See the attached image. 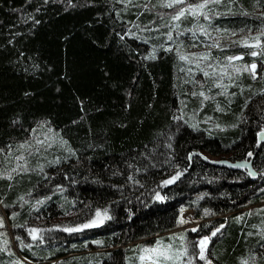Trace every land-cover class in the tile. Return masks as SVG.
Returning <instances> with one entry per match:
<instances>
[{
	"label": "trees",
	"instance_id": "obj_1",
	"mask_svg": "<svg viewBox=\"0 0 264 264\" xmlns=\"http://www.w3.org/2000/svg\"><path fill=\"white\" fill-rule=\"evenodd\" d=\"M148 2L132 0L137 5ZM113 3L115 0H96L94 4L88 0H73L71 4L69 0H0V147L23 140L29 135V126L47 118L79 156V161L73 156L69 162L47 168L55 173L48 184L36 172L17 177L11 190L7 188L9 181L0 180V196L7 193L3 198L9 204L25 193L31 192L32 198L49 194L47 189L52 184L65 186L62 192L53 188L55 195L38 212L30 210L34 199L26 195L24 206L15 209L19 213L15 219L10 217L13 209L4 208L9 225H24L12 227L24 245L32 243L28 226L45 231L44 240L34 242L37 256L25 249L19 251L14 237L9 240L6 225L3 231L7 235L1 239L9 242L7 246L15 255L0 253V264H11L17 259L31 262L23 264H52L49 260L69 255L72 257L58 264H128L125 257L135 259L133 253L138 246L152 244L156 237L171 240L170 233L181 228L176 220L182 207L195 210L200 225L207 224L198 230L201 234L227 218L225 227L208 245L219 258L218 264H243L251 252H259L258 264H264V249L257 243H264L260 236L264 228V174H260L264 168V142L258 136L264 127V94L259 92L264 85L245 73L227 91L213 87V98L201 105L202 97L189 95V90L198 91L199 86L192 88L191 75L181 71L186 63L175 52L160 49L159 58L144 59L151 46L136 35H120L136 33L137 24L151 27L149 21L156 18L157 11L164 14L172 9L147 11L135 7L123 11L126 6L115 3L121 9V19L116 16ZM259 3L264 4V0ZM220 7L222 12L225 8L232 11L213 17L212 23L245 30L235 37L224 34L219 38L221 43L250 35L248 29L255 33L264 24V17L259 15L264 8L257 0H222ZM245 9L248 14H244ZM167 20L165 15L164 22ZM190 22L191 18L183 21L185 25ZM205 39L201 36L198 42L202 44ZM162 40L164 37L153 39L152 43ZM201 50L203 47L188 49ZM250 51L249 46L238 42L222 51L213 49L221 57L244 52L239 62L250 65L256 60L261 71L262 58L252 57ZM195 75L200 79L202 73ZM217 92L221 94L215 95ZM228 92L236 95L229 96ZM249 95L253 99L244 108ZM16 116L21 120L13 124ZM174 116L180 119H173ZM194 119L200 122L198 130L190 126ZM168 143L172 144L171 149ZM57 148L60 150H51L47 159L67 154L59 144ZM248 151L254 155L249 157ZM145 153L160 162L175 157V162L181 169L187 167V171L166 186L160 181L179 169L152 167L147 173H135L143 186L126 182L132 171L129 165L148 163ZM205 154L233 161L249 160L258 175L213 165V159H204ZM37 159L31 158L33 167ZM3 161L0 154V162ZM120 184L125 187H114ZM157 186L166 196L163 201L154 198ZM97 207H107L111 218L103 224L77 229L75 225L90 219ZM205 208L211 211L205 214ZM67 227L73 231H66ZM186 235L193 239L198 233L188 231ZM98 240L103 244L95 243Z\"/></svg>",
	"mask_w": 264,
	"mask_h": 264
},
{
	"label": "snow or ice",
	"instance_id": "obj_2",
	"mask_svg": "<svg viewBox=\"0 0 264 264\" xmlns=\"http://www.w3.org/2000/svg\"><path fill=\"white\" fill-rule=\"evenodd\" d=\"M232 0H229L231 3ZM69 3H73V0H69ZM89 4L96 3V0H88ZM115 3H119L121 5H125L126 7L123 11H127L128 8L139 7L143 10L152 11L157 8H169L172 9L171 12L168 13H160L157 11L156 18L149 21L151 27L135 25L138 29L136 33L131 31L120 33L121 38L125 35H136L138 39H140L143 43L149 44L150 50H146V55L143 57L144 59H157L158 51L163 49L165 52H175L180 61L186 63V67H182L181 71H186L191 75V79L189 83L192 85V88L195 89L196 86H199V90H189L190 96H200L203 99L201 100V105H203L204 101L213 98L212 88H221L223 91H227V84H236L238 79V74L243 70L247 69L250 74H252L255 79L259 73L256 71L257 63L256 60H252L251 64H243L242 66L231 63L232 61H236L241 59L245 53L239 52L232 55H224L223 57L213 52V49L223 50L224 48H230L237 42L243 45L251 46V51L248 53L252 57H264V24L260 26V30L252 33L251 29H248L250 35H245L239 37L237 40H232L229 44L221 43L219 38H222L224 34H230L232 37L237 35V32H243L244 29H228L221 28L214 23L213 17L220 16L224 13L231 12V8L221 10L222 0H156V3L153 4L152 0H149L148 3H140L133 4L132 0H115ZM115 3H113L112 8L116 12L117 18H121V9L115 7ZM257 4L264 8V4H260L259 0H257ZM234 7V5H233ZM243 7V6H241ZM215 9V11H213ZM244 14H248L247 9L244 10ZM167 15L168 20L167 23L164 22V16ZM259 15L264 17V11L260 12ZM31 18V17H30ZM191 18V22L189 25H185L183 21L185 19ZM34 19V18H31ZM159 19L161 22L157 23L156 20ZM35 23H39L38 20L34 21ZM164 28L166 31H161ZM145 33H154L153 35H145ZM199 34V35H198ZM201 36L206 39L203 40L202 44L198 41L201 40ZM160 37H164L160 43H152L153 39H159ZM203 47L201 51H188L189 48L198 49ZM139 51V49H137ZM34 67H38L34 66ZM196 73H202L200 79L196 78ZM233 73L237 74L235 77ZM225 80L227 84H225ZM208 85V87H205ZM247 87H251L248 85ZM261 94H264V88L259 89ZM243 93V88H241V94ZM221 94L220 92L215 93V95ZM229 96H235L236 93L228 92ZM25 95H29V93H25ZM131 95V93H129ZM186 99V98H185ZM253 97L251 95L245 98V103L243 105L244 108L248 107V102L251 101ZM231 103V100L228 101ZM81 110L83 111L84 101H80ZM220 105L217 103V108ZM183 111V108L180 109ZM173 119L179 120V116H174ZM21 120L20 116H16L12 121L13 124L19 122ZM72 123H76V121H72ZM200 122L198 120H193L190 123V126L193 130L199 129ZM216 128L221 127L219 124L213 125ZM235 126V125H233ZM29 135L26 136L23 140L9 142L7 145L0 147V154L3 155L4 161L0 162V180L9 181L7 188L9 190L12 189L14 183L17 181V177H21L24 174H29L36 172L41 176L42 181L45 184L51 183V178L55 175L54 172L47 171V168L52 166H60L64 162H69L73 156H75L76 160L79 161V156L77 155V150L72 148L70 142L65 139L62 135L51 126V121L47 118L44 120H39L34 122V126H29L28 128ZM258 136L260 138H264V127H261L258 132ZM60 145L67 154L62 155H54L49 160L47 159V155L51 150H60L57 148V145ZM102 147V145H100ZM92 147V145H89ZM167 147L171 149L173 146L171 143L167 144ZM155 151V149L153 150ZM148 156L147 153L144 154ZM171 156V153L168 154ZM203 156V153H200ZM247 155L249 157L253 156L254 153L252 151H248ZM38 157L37 163L33 167L31 164L32 157ZM192 153H188V159H191ZM11 158V159H10ZM204 159H208V157L204 156ZM222 163H227V161H222ZM4 164L8 166L5 167ZM164 166H170L179 170L174 171L170 176L164 178L160 181V185H169L178 180L184 172L187 171V167L181 169L180 165L175 162V157L171 159H165L162 162L157 161L155 158L148 156V163L144 166L140 165H129L132 169L131 173H129L126 177V182H131L134 184H139L143 186V182L141 179L137 178L135 173L143 172L147 173L152 167L163 168ZM241 167H249L248 162H244L240 165ZM67 176V172L63 173ZM250 175L256 176L258 175L255 168H251ZM260 174H264V168H261ZM116 175V173H113ZM123 175V173H121ZM102 183V181H100ZM43 186V185H40ZM63 184H52L50 188L47 189L49 194L39 195L35 198H32L31 192L25 193L24 195L18 196L16 201L13 204H9L3 196H6L7 193H4L3 196H0V205H2L5 209L12 208L13 210L10 213V217L15 219L18 216V212L15 210L17 207H23L25 203V195L30 199H34V202L31 203V209L34 211H39L40 208L48 201L51 200L52 195H55V192L52 191L54 188L56 192L64 191ZM114 187L118 189H123L125 187L124 184L114 185ZM36 186H33V191H35ZM203 195V194H202ZM154 198L156 200L163 201L166 199V196L162 194L159 190V186L154 190ZM75 201H73V206L75 205ZM63 207V206H62ZM181 215L177 218V225H184L188 223H192L191 231L197 232L198 235L193 239H188L186 233L189 229H181L179 232L170 233V236L173 238L172 240L165 241L162 238H157L154 244H145L143 246H138V251L133 253L135 259H131L125 257L128 260V264H218V257L215 256V253L209 249L208 245L212 240V237L217 236V233L223 229L227 223V218H225L224 222L219 223L217 226L213 227L208 233H199L198 230L202 227H207V224L200 225L198 223H194L197 219L192 216H184V208H181ZM211 211V209L205 208L204 213L207 214ZM39 219V216L36 217ZM111 218V213L107 207L95 209V214L91 216L85 223L77 224L75 227L77 229L88 227L95 224H103L106 219ZM27 224V221L24 222ZM6 227V215L0 214V229H4ZM11 227H24V225H16L12 224ZM53 228H59L61 225H53ZM66 231H73L72 227L65 228ZM45 230L38 226H28L27 233L32 239V243H28L27 247L33 249L34 255H39L34 250V242L43 241L44 236L43 232ZM7 235V232L0 233V236ZM252 235V233H249ZM261 240L264 241V228L261 229ZM176 237H179L178 242L174 243ZM17 240L20 241L21 246H24V240L17 236ZM9 242H5L3 247H0V252L9 253L11 255H15L12 248L8 247L7 244ZM97 244H103V241L98 240L95 241ZM261 249H264V243L260 241L257 242ZM51 255V253H49ZM260 257L259 252H251L249 257L243 259V264H258V258ZM11 264H23V261L17 259Z\"/></svg>",
	"mask_w": 264,
	"mask_h": 264
},
{
	"label": "rangeland",
	"instance_id": "obj_3",
	"mask_svg": "<svg viewBox=\"0 0 264 264\" xmlns=\"http://www.w3.org/2000/svg\"><path fill=\"white\" fill-rule=\"evenodd\" d=\"M249 47L251 48V46H249ZM261 58H262V61H263V65L261 64L262 69H261V71L257 70V72L259 73V75L255 79L253 78L252 74H250V72L247 69H245L241 73L238 74L237 81H240L241 78L246 73L247 75L250 76V78H251L252 81L260 80L261 83L264 85V57H261ZM239 60L232 61L231 63L242 66L244 63L242 64L241 62H239ZM257 63L259 64V62H257ZM233 75L235 77L237 74L233 73ZM225 84H227V81L226 80H225ZM230 85H232V84H227V87H229ZM205 155L208 158L215 159V160H218V159H229L228 157L227 158H220V157H214V156H211V155H208V154H205ZM0 208L2 209V214H5L6 215V225L8 226V232L10 233V236H8L9 237V240H11V236H12V238L14 237L13 238V240H14L13 242H16V244H19V248H18L19 251H20V249H25L26 251H29V252L33 253V251L31 249H29L26 245H24L23 247L21 246L19 240L16 239L17 236L14 234L13 228L11 227V225H9L10 224V220H9L8 215L4 211V207L2 205H0ZM183 215L186 216V217L187 216L196 217L197 219L194 221V223L201 224V219H199L197 217V214H196V211L195 210H192V209H184ZM191 227H192V223L190 222L188 224L181 225V228L179 229V231L181 229H189V231H191L190 230ZM2 232H4L3 229L0 230V233H2ZM1 237L2 236H0V241H1L0 247H3L5 245V242L2 241ZM160 238H162V237H160ZM170 238H171V240L173 239L171 236H170ZM156 239H157V237H156ZM178 240H179V237H176V240L173 241V242L176 243V242H178ZM154 243H152V244H154ZM0 253H2V252H0ZM69 257H72V256L71 255H69V256H59L58 258H54L53 260H49V261L52 264H58V263H60L61 261L65 260V259H69ZM22 261H23V263H24V261L27 262L26 260H22ZM27 263H31V262H27Z\"/></svg>",
	"mask_w": 264,
	"mask_h": 264
},
{
	"label": "water",
	"instance_id": "obj_4",
	"mask_svg": "<svg viewBox=\"0 0 264 264\" xmlns=\"http://www.w3.org/2000/svg\"><path fill=\"white\" fill-rule=\"evenodd\" d=\"M258 70V65H257V69ZM259 141L260 142H264V138H260L259 137ZM222 161H227V163H222ZM244 162H248L249 163V167H241L240 165ZM210 163L216 166H222V167H227L230 168L232 170H248V173L250 172V169L253 168L251 161L249 160H237V161H233V160H229V159H218V160H210Z\"/></svg>",
	"mask_w": 264,
	"mask_h": 264
},
{
	"label": "bare ground",
	"instance_id": "obj_5",
	"mask_svg": "<svg viewBox=\"0 0 264 264\" xmlns=\"http://www.w3.org/2000/svg\"><path fill=\"white\" fill-rule=\"evenodd\" d=\"M178 232V231H177ZM167 235V234H166ZM159 237V236H158ZM137 251V250H136Z\"/></svg>",
	"mask_w": 264,
	"mask_h": 264
}]
</instances>
